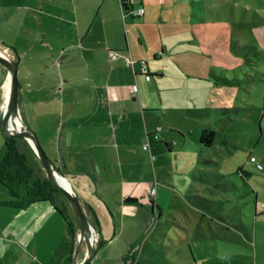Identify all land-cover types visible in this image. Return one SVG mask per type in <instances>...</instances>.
<instances>
[{
  "label": "crops",
  "instance_id": "crops-1",
  "mask_svg": "<svg viewBox=\"0 0 264 264\" xmlns=\"http://www.w3.org/2000/svg\"><path fill=\"white\" fill-rule=\"evenodd\" d=\"M141 5L146 7L139 0L134 8ZM229 5L225 15L220 13L219 3L207 8L216 12L217 33L250 29L257 39L246 37V41L259 43L251 48H264V8L256 5L251 18L238 19V7L244 6L233 0ZM146 15L147 9L141 18ZM135 18L140 17L124 12L120 0H0V50L20 58V124L35 132L79 196L102 241L95 257L99 264H126L130 245L120 244L122 236L146 231L152 226L150 219L165 207L169 209L176 195L184 198L185 186L198 178L195 171L213 174L214 186L233 203L227 208L230 218L243 225L254 219V211L255 219L264 218V205L258 208L260 194L240 188L255 174L264 178V169L250 161L255 157L262 164L257 149L264 157V96L261 104H231L236 101L237 88L257 84L252 93L260 88L263 72L245 80L218 77L224 91L218 88L214 94L206 92L203 74L194 84L181 81L179 87L167 81L169 71L163 61L172 58V52L162 34H158L160 43L156 36H146L145 30L152 31L150 23ZM233 43L231 63L243 56L238 49L250 48ZM141 62L148 64L150 81L142 73ZM2 69L4 83L8 71ZM238 125L245 127L244 132ZM159 127L162 130L156 132ZM204 131L214 132L211 145L202 141ZM146 140L148 150L143 148ZM195 149L200 153L215 149L212 158L207 157L209 169L189 163L187 155ZM5 153V135L0 130V163ZM166 156L184 158L182 174L177 164L159 166ZM164 168L181 178L172 180V174L161 177ZM156 184L157 192L152 195ZM195 195L201 202H209ZM11 200L0 184V264H76L87 255L89 246L82 251L84 242L80 253L76 252L80 229L75 219L73 237L57 209L61 201H37L19 208L9 204ZM236 200L243 205L236 207ZM212 216L228 224L221 214L213 212ZM137 217L139 223L133 221ZM115 250L120 253L113 254ZM81 252L86 254L81 257Z\"/></svg>",
  "mask_w": 264,
  "mask_h": 264
},
{
  "label": "rangeland",
  "instance_id": "rangeland-1",
  "mask_svg": "<svg viewBox=\"0 0 264 264\" xmlns=\"http://www.w3.org/2000/svg\"><path fill=\"white\" fill-rule=\"evenodd\" d=\"M141 1L146 6L144 8L147 9V15L145 18H135V21L142 22L145 19L147 23H150L152 31L145 30V35L156 36L158 43H160L158 34H162L167 50L172 52V58L163 61L167 64L169 71L167 81L172 84L178 83L179 87L181 81L194 84L199 81L198 75L203 74L206 79V92L214 94L218 88L224 91V84L217 80L218 77L228 79L227 76L230 75L232 79L245 80L250 74H256L257 71H262L264 74V48L252 49L251 47L257 45L258 41L257 43L246 41V37L252 36L256 41L257 38L253 30L241 29L234 32L227 30L221 34L217 33L218 27L213 23L216 21L213 16L216 12L208 11L207 8H210L213 2L219 3L220 13L225 15V13H229L230 0ZM233 1L244 6L243 8L238 7V19H242L244 16L251 18L253 9H257V6L264 8V0ZM225 9L227 10L225 11ZM233 41L239 43L236 44L238 46L248 47L246 45H250V48L246 51L238 49L243 56L238 55L236 62L231 63L229 59H232L233 55L229 54L234 50ZM3 72L0 64V107L3 102ZM262 77L264 80V75ZM258 85L260 88L253 93L251 88L256 89L257 84L252 87L246 84V87L237 88L236 101L235 103L232 101L231 104L237 107H245L247 104L255 102L261 104L264 96V82H260ZM17 121V124H20L19 116ZM244 128L243 125H238V129L242 132H244ZM261 144H264V139ZM214 154L215 149L204 153L195 149L193 153L187 155V159L191 165L197 164L202 169H209L207 157L212 158ZM256 154L264 166L261 150L257 149ZM166 158L163 163H158L159 166L172 164L173 168V163L177 164L180 166L178 170L182 174L186 162L184 158L181 156L178 158L166 156ZM214 158L219 162L216 156ZM40 165H42L41 162ZM204 172L208 171L204 170ZM159 174L161 177L163 175L169 177L172 174V180L181 178L180 175L174 171L171 173L167 168H164L163 172ZM194 175H198V178L196 176L191 181V185L185 186L187 192H185L184 198H178L176 195L169 209L165 207L163 213L160 215L156 213L155 219H150V223L152 222L150 228H147L146 231L143 230L138 235L135 234V231L125 233L119 241L120 244L125 247L130 245L129 250L134 248L138 251V259L141 261L138 264H264V218L260 216L255 219V211L253 212L254 219L251 222H248L249 219L246 220L245 225L239 223L233 216L230 218L232 214L229 213L230 208H227L233 207V203L229 202V197L223 190L214 186L213 174L195 171ZM190 177L193 178L192 175ZM229 179L232 177L230 176ZM233 182L236 185L239 184L238 181ZM240 188L247 190V193L249 191L259 193L261 201L258 208L262 209L264 178L261 175L255 174L250 182L240 185ZM195 194H200L209 202H201ZM213 200H217V202H212ZM218 201L220 202L218 203ZM235 205L241 207L243 204L236 200ZM253 207L254 209L256 207L254 202ZM213 212L225 217L228 224H222L214 219ZM204 214L208 215L203 216ZM133 221L139 223L140 219L137 217ZM237 226L246 228L248 231L243 232ZM190 244H192V249ZM86 249H88V244L84 241L82 251H86ZM118 253L120 252L117 250L113 252L116 255ZM81 254L83 257L86 253L81 252ZM97 259H93L92 264H99ZM107 264H115V262Z\"/></svg>",
  "mask_w": 264,
  "mask_h": 264
},
{
  "label": "trees",
  "instance_id": "trees-1",
  "mask_svg": "<svg viewBox=\"0 0 264 264\" xmlns=\"http://www.w3.org/2000/svg\"><path fill=\"white\" fill-rule=\"evenodd\" d=\"M120 3L125 10L128 9L125 0H120ZM0 130L5 135L6 147L5 156L0 163V184L8 190L12 198L9 204L22 208L37 201L52 203L61 201V207H57V209L68 222L73 237H75L76 221L72 209L63 192L47 178L45 170L40 165V160L30 144L23 137L3 130L1 124ZM214 138V132L207 131H204L201 137L206 145H211ZM127 201L134 202L136 200L128 199ZM135 263L138 264V251L133 248L129 252L126 264Z\"/></svg>",
  "mask_w": 264,
  "mask_h": 264
},
{
  "label": "water",
  "instance_id": "water-1",
  "mask_svg": "<svg viewBox=\"0 0 264 264\" xmlns=\"http://www.w3.org/2000/svg\"><path fill=\"white\" fill-rule=\"evenodd\" d=\"M19 61L20 58L18 56L17 59H14L0 52V64L7 69L8 77H10L9 96L4 102L3 107L1 106L0 108V124L3 130L13 132L18 136L23 137L30 144L31 148L45 169L47 178L54 184L55 187L63 192L80 229V235L76 244L77 254L80 253L81 246L84 241H86L89 246V252L87 255L80 261H77L76 264H90L91 261L96 257L99 249L102 247V241L98 235V232H92L91 229L94 227L89 222L83 211L79 196L71 186L68 179L64 176V174H62L61 171L58 170L53 161L48 157L35 132L26 126H23L22 124L10 123V114L14 109L18 111V97L20 88L18 80ZM58 176L69 184V189L60 184L57 178Z\"/></svg>",
  "mask_w": 264,
  "mask_h": 264
},
{
  "label": "built area",
  "instance_id": "built-area-1",
  "mask_svg": "<svg viewBox=\"0 0 264 264\" xmlns=\"http://www.w3.org/2000/svg\"><path fill=\"white\" fill-rule=\"evenodd\" d=\"M125 1H126L127 8L130 9V10H128V9L125 10L122 7L124 9V12H126V13L127 12H130L131 15L134 16V17L144 16V14H145V8L143 6H139L136 9L134 8L135 4L137 3V0H125ZM112 58H114V55H112ZM128 63L130 65H133L134 66L136 62H134L132 60H129ZM140 65H141V70H142L143 75H145L147 81H150L151 80V74L149 73L148 64L146 62H141ZM136 90H137V88H136ZM160 130H162L161 127H159L156 132H159ZM146 137H147V134H146ZM143 148L145 150H148L149 149V142H148V140H146V142L143 143ZM250 161L252 163H255L259 170H263L264 169V166L262 164L258 163L257 162V159L255 157H252L250 159ZM157 187H158V184H156V186L152 189V191H151L152 195H155L156 194Z\"/></svg>",
  "mask_w": 264,
  "mask_h": 264
},
{
  "label": "bare ground",
  "instance_id": "bare-ground-1",
  "mask_svg": "<svg viewBox=\"0 0 264 264\" xmlns=\"http://www.w3.org/2000/svg\"><path fill=\"white\" fill-rule=\"evenodd\" d=\"M0 52L6 54L2 50H0ZM9 88H10V77H6L5 82H4V86H3V91H2V99H3V102L1 105L2 107L4 105V102L8 99ZM17 119H18V111L16 109H14L12 111V113L10 114V117H9L10 123H12V124L16 123L17 124V122H18ZM57 178H58V181L60 182V184L65 186L67 189H69V184L65 180H62L59 176ZM91 230H92V232L97 233L96 229L93 228Z\"/></svg>",
  "mask_w": 264,
  "mask_h": 264
}]
</instances>
